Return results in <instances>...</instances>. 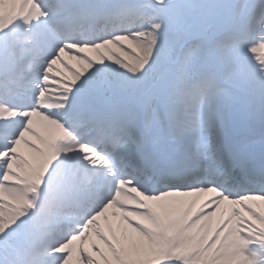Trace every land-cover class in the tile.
Wrapping results in <instances>:
<instances>
[{
  "label": "snow or ice",
  "instance_id": "obj_1",
  "mask_svg": "<svg viewBox=\"0 0 264 264\" xmlns=\"http://www.w3.org/2000/svg\"><path fill=\"white\" fill-rule=\"evenodd\" d=\"M0 264H264V0H0Z\"/></svg>",
  "mask_w": 264,
  "mask_h": 264
}]
</instances>
